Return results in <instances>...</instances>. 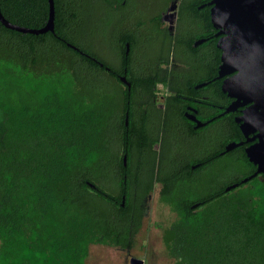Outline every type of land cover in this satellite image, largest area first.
<instances>
[{"label":"trees","instance_id":"16d2710c","mask_svg":"<svg viewBox=\"0 0 264 264\" xmlns=\"http://www.w3.org/2000/svg\"><path fill=\"white\" fill-rule=\"evenodd\" d=\"M28 1L41 15L24 17L23 0H0V13L37 29L46 1ZM54 6V29L73 28L78 50L98 58L100 0ZM57 41L0 23V264H86L91 244L130 249L155 183L175 215L160 234L173 264H264V179L226 192L236 180L230 162L200 177L163 160L151 146L173 145L172 123L148 135L143 125L133 130L127 110L123 126L127 97L146 96L152 84L133 74L121 89L98 62Z\"/></svg>","mask_w":264,"mask_h":264},{"label":"flooded vegetation","instance_id":"af4514ba","mask_svg":"<svg viewBox=\"0 0 264 264\" xmlns=\"http://www.w3.org/2000/svg\"><path fill=\"white\" fill-rule=\"evenodd\" d=\"M45 1L46 19L39 28L45 25L48 18V2ZM54 1L52 0L53 18ZM60 1L67 6L60 10L65 12L77 0ZM127 1L131 3L127 5ZM210 2L211 0H100L104 24L100 33L101 50L98 58L78 50L73 28L55 30L53 18L52 30L43 34L44 37L50 36L55 44H59L58 39L65 45L64 48L78 50L79 57L98 62L121 89L129 90L130 83L126 77H133V74L143 82L152 84L151 93L146 96L139 94L127 97L128 107L123 126L127 125L129 110L134 117L133 130L137 131L143 125L148 135L150 131L165 135L172 123V129L176 133L174 143L192 141L190 149L184 151L180 146H169L167 150H160V144L159 147L155 146L158 142L151 149L159 151L163 160L173 158L176 168L186 166L191 171L198 170L200 177L213 163L225 160L230 162L237 169L236 180L224 186L237 183L234 188L226 191L230 192L243 185L239 181L254 173L257 167L248 160L245 150L257 141L256 127L261 120L253 114L244 120L243 110L251 102L239 104V100L221 91L222 80L231 73L218 77L220 50L216 42L220 35L210 21ZM120 6L121 9H126L119 11ZM40 12L35 5L30 10L29 1L23 0L24 17L28 14L41 15ZM229 104L233 105V109L225 111ZM244 122L248 127L242 130L240 125ZM127 133L128 130L124 132L125 135ZM226 145L231 148L225 150ZM252 179H264V172L256 173L244 184ZM152 190L153 187L143 199V215L147 211L146 201Z\"/></svg>","mask_w":264,"mask_h":264},{"label":"water","instance_id":"95a60500","mask_svg":"<svg viewBox=\"0 0 264 264\" xmlns=\"http://www.w3.org/2000/svg\"><path fill=\"white\" fill-rule=\"evenodd\" d=\"M47 2L48 18L42 28L28 29L12 24L1 13L0 23L5 28L33 34L52 30V0ZM210 3V21L220 35L216 42L220 50L218 77L231 73L222 80L221 91L239 100V104L251 102L243 110L244 120L251 114L261 120L256 127L257 141L245 150L248 160L257 167L254 173L239 181L244 183L256 173L264 172V0H211ZM120 80L128 85L123 77ZM231 109L233 105L229 104L225 111ZM246 127L248 126L245 122L240 125L242 130ZM229 148L231 147L226 145L225 150ZM122 164L125 165V155H122ZM236 184L224 187V191L234 188ZM122 202L123 196L121 205ZM128 263L143 264V261L129 257Z\"/></svg>","mask_w":264,"mask_h":264},{"label":"rangeland","instance_id":"374dc122","mask_svg":"<svg viewBox=\"0 0 264 264\" xmlns=\"http://www.w3.org/2000/svg\"><path fill=\"white\" fill-rule=\"evenodd\" d=\"M172 143V148L180 146L181 150L186 151L190 149L189 145L192 144V141L186 140L182 143L175 141L174 143V140H172ZM155 146L159 147V142ZM216 167L218 165L214 164L208 170L203 171V173L205 175L207 172L211 173ZM252 184V181L243 183V185L234 189V192L237 193ZM158 189L159 184L155 183L150 198L146 201L148 208L141 219L138 232L133 237L131 248L129 250H120L114 247L91 244L88 247L86 264H129V257L141 259L143 264H173L172 259L167 256L166 249L161 243L160 234L161 230L167 228L175 219V215L157 198Z\"/></svg>","mask_w":264,"mask_h":264}]
</instances>
